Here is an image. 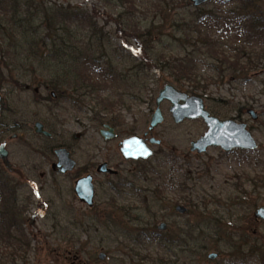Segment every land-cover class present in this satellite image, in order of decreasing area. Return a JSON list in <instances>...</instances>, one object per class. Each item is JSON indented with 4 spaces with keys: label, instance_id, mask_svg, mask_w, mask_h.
Listing matches in <instances>:
<instances>
[{
    "label": "rangeland",
    "instance_id": "rangeland-1",
    "mask_svg": "<svg viewBox=\"0 0 264 264\" xmlns=\"http://www.w3.org/2000/svg\"><path fill=\"white\" fill-rule=\"evenodd\" d=\"M43 2L46 6L58 4L82 10L91 17L98 34L94 36L88 23L83 26L76 23L71 27L72 43L76 51L89 55L90 59L100 58L103 51L97 44L102 31L105 60L112 61L116 77L107 80L108 89L101 93L88 94L82 90L86 97L80 99L78 108L62 102L54 91L39 84V80L47 78L46 73L41 75V70L36 76L30 74L21 80L18 73L10 75L5 70L6 79L0 81L3 103L0 123H18L23 127L9 130L0 143L7 141L11 163L26 175L24 187L18 193L19 202L15 204L10 196L7 208L13 213L23 212L17 219L22 223L29 246H25L27 250L24 248L25 241L21 246L3 244L1 264H242V260L246 264H263L264 221L255 219L253 213L264 205V45L254 48L257 53L248 70L242 68L248 55H241L237 67L219 60L223 53L233 61L240 53L238 49L244 46L246 38L237 32L236 23L238 14L245 12L241 3L213 0L202 8L205 13L202 15L212 16L207 21L209 26L203 22L200 26L205 34L209 30L215 41L216 51L212 52L191 26L193 21L200 25L201 15L196 13V7L183 0H135L136 11L131 16L126 15L118 0ZM260 2L264 8V0ZM232 9L238 10L237 15L229 13ZM128 21L140 29L152 28L153 49L145 48L144 41L127 28ZM181 63L190 66L196 74L200 87L195 94L191 93L192 83L177 81V77H183L179 70ZM79 64V70L88 73L91 64L85 60ZM16 80L23 87L16 85ZM167 84L202 97L207 109L223 120L246 123L258 148L230 153L210 148L202 155L193 153L190 143L207 131L206 124L203 120L176 124L170 113L171 104L164 101L161 105L164 121L154 130V136L162 144L152 146L155 154L145 165L124 162L119 152L120 142L148 131L159 91ZM100 98L117 102L116 112L106 117L109 121L112 118L106 124L116 130L117 137L108 141L100 134L103 125L97 123V112L104 107L103 102L99 105ZM248 110L255 111L258 119L254 120ZM37 121L54 129L52 144L71 148L78 161L74 171L59 174L52 170L57 159L44 158L40 153L44 140L34 133ZM14 134L22 139H12ZM31 145L36 147L35 151ZM174 157L179 161L178 172L171 162ZM187 161L195 172L189 189L175 191L170 185L168 190L161 189L159 171L165 174L164 181L177 175L183 180L185 175L181 174L187 168L184 167ZM104 162L118 170L119 175L95 174L96 205L89 209L76 199L74 184L91 163L95 164L96 173V168ZM135 166L146 170L142 174L146 182L140 175L139 185L144 192L138 195L139 199L135 192H123L125 197H121L110 190V181L118 183L119 179L130 177ZM2 171L7 169L0 160V174ZM9 178L14 177L10 174ZM248 178L259 180V188ZM2 200L0 194V213L4 210ZM187 200L193 203L191 208L186 206ZM176 204L190 211L177 214ZM140 215L142 225L135 221ZM162 222L168 226V235L163 240L166 243L160 238L150 241L147 235H139L142 230L149 229L151 233L153 227V234L160 233L158 226ZM231 244L236 247L230 248ZM250 248L257 253L251 256ZM101 253L105 254L104 259L100 258ZM211 253L219 255L211 260Z\"/></svg>",
    "mask_w": 264,
    "mask_h": 264
},
{
    "label": "trees",
    "instance_id": "trees-1",
    "mask_svg": "<svg viewBox=\"0 0 264 264\" xmlns=\"http://www.w3.org/2000/svg\"><path fill=\"white\" fill-rule=\"evenodd\" d=\"M118 1L120 5L125 8L126 15H134L136 11L135 0ZM183 1L189 6L193 5L190 0ZM226 1L241 3L242 10H245L242 14H238L236 23H238L237 32L244 35L246 40L244 46L238 49L240 53L236 55L233 61H230L223 53H221V58H219V60L237 67L242 58L241 55H248L247 61L244 63L245 66L242 67L243 70H248L252 66L250 63L254 56H256L255 53H257V50H254V48L264 45V8L260 0H225V2ZM203 7L204 5L195 10L198 15H201L200 25L193 21L191 22V26L196 28L201 39L209 45V49L215 52V41L208 33L210 27L207 29V34H205L206 32L204 29L200 27L202 22L204 25L209 26L207 21L209 17H212L202 15L205 14L204 10H202ZM237 11L238 10L232 9L229 13L236 14ZM0 13V81H5L6 79L5 70H7L10 75H13L14 72L18 73L21 76L19 77L20 80L24 78V76L30 74L34 77L33 74L36 76L37 71L41 70V75L46 73L47 78L44 77L42 83V80H39V84L42 87L46 86L47 90L50 89L54 91L62 102H70V104L73 106L76 105L79 108L80 105H78V103L80 99L86 97L85 93L81 92L82 90L88 94L95 92L101 93L103 90L108 89L107 85L109 81L107 80L116 77L112 67V61L105 60L104 39L102 38L104 35L102 31L99 37L100 43L97 44L95 40L97 46L101 47V51H103L100 54V58H96L98 60L90 59L89 55L86 56L83 52L75 50L76 46H74L71 40V37L74 35L71 27L76 23L78 26H83L84 23H88L87 26L91 25L94 36L98 34L95 30L96 23L92 22L91 17L85 11L75 8L68 9L58 4L46 6L43 0H0ZM129 19L131 20V18ZM231 26V29H233L234 25L232 24ZM127 28L132 30L133 34L137 35L136 37L144 41L145 48L149 50L153 49L154 36L152 34V28L140 29L139 26H134V24L130 22L127 24ZM80 60H85V62L91 64L88 73L79 70L80 64H77ZM166 64L170 65L169 62H166ZM171 66H174V64ZM179 70L180 73H183V77H177V81L181 83L183 80H186L192 83L193 87L191 93L195 94L196 90L200 87V83L195 76L196 74L191 70L190 66L183 63L180 64ZM83 76L84 78H82ZM33 79L34 82L35 78ZM14 83L23 87V85L19 83V80H16ZM86 85H89V87H86ZM179 86L183 87L184 85L179 84ZM50 98H52V96ZM110 100L109 98H100L99 100V105L103 102L104 106L97 112V123L99 125L111 122L112 118H109V121L108 118H106L107 114L116 112L115 107L117 102ZM82 101L84 102V100ZM49 130L52 133L55 132L50 126ZM60 146L61 145H55L54 147ZM145 209L148 213H151L150 209ZM14 214L16 213H13L7 206L4 208L3 212L0 213V247L3 244H7V246L10 247L16 245L21 246L23 241H25L24 248L26 249L25 246L28 247L29 242L24 239L26 236L22 223ZM22 214L23 212L21 210H17V217L19 215L22 216ZM144 214L145 212L141 215ZM141 215L135 218V221L140 225L144 223L141 220ZM151 226L152 225H150V227ZM154 231L155 228L153 227L150 229L151 233H149L148 229L146 231H140L139 235H147L150 241L151 238H160L157 232L153 234ZM163 238H160L162 243L165 242ZM254 252L257 253L256 249H251V256L255 254ZM2 257L4 258V256ZM2 257L0 255V264L2 263ZM242 264H246V261L242 260Z\"/></svg>",
    "mask_w": 264,
    "mask_h": 264
},
{
    "label": "water",
    "instance_id": "water-1",
    "mask_svg": "<svg viewBox=\"0 0 264 264\" xmlns=\"http://www.w3.org/2000/svg\"><path fill=\"white\" fill-rule=\"evenodd\" d=\"M213 0H191L194 7L198 8L205 4L212 2ZM164 101H168L170 106V113L176 124L183 123L185 120H194L201 118L207 125L208 130L199 139L192 141L191 151L198 153H204L209 147H220L225 151H231L233 149H242L246 151L255 150L258 147L256 139L247 127L246 123H239L233 119L221 120L206 109L204 99L197 95H189L177 89L175 86L167 84L163 89L159 91L156 99V109L150 119L149 130L145 133L148 136L164 121V115L161 105ZM2 110V95L0 94V113ZM248 113L257 119L258 116L253 110H249ZM109 130H102L101 133L105 139L110 140L115 138L114 129L109 125L105 126ZM36 132L42 133L46 136L51 134L44 130V125L41 122L35 124ZM161 140H158L154 136L149 137L148 140L141 136H132L124 139L120 143V153L123 158L129 160H147L154 155L153 149L149 145H160ZM58 156V162L54 164L53 169L61 173H67L72 171L76 162L70 157V153L67 149L61 148L56 150ZM0 156L5 165L10 169L11 164L9 162L8 152L5 149V143L0 146ZM101 169L108 170L107 164H103ZM75 193L80 199L87 203L89 206L94 204L95 189L92 183L91 176L79 179L76 182ZM177 211L180 213H186L187 209L183 206H179ZM254 218L264 221V205L259 206L254 210ZM167 224L162 223L160 229H166ZM105 254L101 253L100 258L104 259ZM218 257L217 253L209 254V258L214 260Z\"/></svg>",
    "mask_w": 264,
    "mask_h": 264
},
{
    "label": "flooded vegetation",
    "instance_id": "flooded-vegetation-1",
    "mask_svg": "<svg viewBox=\"0 0 264 264\" xmlns=\"http://www.w3.org/2000/svg\"><path fill=\"white\" fill-rule=\"evenodd\" d=\"M55 96V95H54ZM57 97H55V99H56ZM206 105V104H205ZM206 109H207V107H206ZM208 110V109H207ZM2 111H3V103H2V110H1V113H0V116H1V114H2ZM209 111V110H208ZM249 111V110H248ZM210 112V111H209ZM211 113V112H210ZM249 114V113H248ZM211 115H213V116H216V115H214V114H212L211 113ZM258 116V115H257ZM216 117H218V116H216ZM219 118V117H218ZM253 118V117H252ZM219 119H221V118H219ZM258 119V118H257ZM257 119H255V120H257ZM194 120H202L201 118H199V119H194ZM221 120H223V119H221ZM224 120H226V119H224ZM234 120V119H233ZM174 121V120H173ZM237 121V120H236ZM37 122H40V121H37ZM37 122H35L34 123V126H33V129H34V133L35 134H37V135H39L40 137H42L43 138V140H44V145H43V150L41 151L40 149H39V151H40V153H42L43 154V157L44 158H56L57 159V162H58V156H57V154H56V150H58V149H61V148H64V149H67V151L70 153V157L76 162V166H75V168L72 170V171H74L76 168H77V166H78V161L73 157V154H72V150H70L71 148L70 147H68V146H66V147H64V146H60V147H54L55 145H57V144H52V141H53V137H55V135H54V133H52L50 130H49V128L47 127V125H45L44 123H43V125H44V130H46V131H48L50 134H51V136H46V135H44V134H42V133H37L36 132V128H35V124L37 123ZM238 122V121H237ZM42 123V122H41ZM205 123V122H204ZM239 123H243V122H239ZM181 124V123H180ZM0 125H1V128H2V130L0 131V138H2L3 137V135L4 134H6V133H8L9 132V130H12V129H18V127H19V129L18 130H21L22 129V127L23 126H21L20 124H13V125H7L6 123H0ZM106 125H109V124H104L103 125V128L100 130V134H101V136L104 138V140H106V141H108L107 139H105V137L102 135V133H101V131L102 130H109V129H107L105 126ZM112 129H114L111 125H109ZM207 126V125H206ZM248 127V126H247ZM249 129V128H248ZM148 130H149V128H148ZM207 130H208V128H207ZM114 132H115V138L117 137V133H116V130L114 129ZM148 131H146L145 133H147ZM251 132V131H250ZM145 133H144V135L143 136H141V137H143V138H145L146 140H148L149 139V137H151V136H154V131L152 132V133H150L148 136H145ZM205 134V133H204ZM203 134V135H204ZM202 135V136H203ZM134 136H136V135H134ZM138 136H140V135H138ZM202 136H200V137H202ZM130 137H132V136H130ZM155 137V136H154ZM199 137V138H200ZM254 137V136H253ZM128 138V137H127ZM156 138V137H155ZM198 138V139H199ZM12 139H18V140H20V139H22L21 137H19L17 134H14L13 136H12ZM114 139V138H113ZM126 139V138H125ZM110 140H112V139H110ZM124 140V139H123ZM122 140V141H123ZM158 140H160V139H158ZM197 140V139H196ZM121 141V142H122ZM193 141H195V140H193ZM120 142V143H121ZM3 143H5V149L7 150V152H8V159H9V162H10V164H11V168L9 169L6 165H5V163L3 162V160L1 159V156H0V160H1V162H2V164L4 165V167L7 169V171L5 172V171H2V173L0 174V194H1V196L3 197V202L1 203L2 204V207H3V209L7 206V205H9V201H8V199H9V197L11 196V198L13 199V201H14V203L15 204H17V202H19V197H18V193H19V191L21 190V189H23V187H24V182H23V179H25V177H26V175H25V173L23 172V171H21V170H18L17 168H15L14 166H13V164L11 163V161H10V153H9V150H8V148H7V141H5V140H3L1 143H0V146L3 144ZM191 143H192V141H191ZM191 143H190V148H191ZM79 144V143H78ZM161 144H162V141H161ZM160 144V145H161ZM160 145H158V146H160ZM151 148H152V146H156V145H149ZM31 147H32V145H31ZM210 148H220V147H209L208 149H207V151L210 149ZM258 148V147H257ZM32 149L35 151V149H36V147H32ZM153 149V148H152ZM222 149V148H221ZM191 150V149H190ZM223 150V149H222ZM237 150H240V151H245V150H242V149H238V148H236V149H233V150H231V151H225V150H223L224 152H226V153H230V152H233V151H237ZM256 150V149H255ZM154 151V150H153ZM206 151V152H207ZM250 151H253V150H250ZM119 152H120V145H119ZM206 152H204V153H198L197 151H195V152H193V153H197V154H199V155H202V154H205ZM154 154H155V151H154ZM120 155H121V153H120ZM154 156V155H153ZM152 156V157H153ZM121 157H122V160L124 161V162H127V163H134V164H139V165H145V163H148V161H150L151 159H152V157L150 158V159H147V160H142V159H139V160H129V161H127V160H125L124 158H123V156L121 155ZM91 158H96V156H91ZM197 158H198V156H197ZM56 162V163H57ZM172 163H173V166H175L176 167V172H178L177 170L179 169V166H178V163H179V161H178V158H176V157H174V158H172V161H171ZM54 164L55 163H53L52 164V170L53 171H55V172H57V173H59V174H67V173H71L72 171H70V172H67V173H61V172H59V171H57V170H54L53 169V166H54ZM103 164H107V169H109L110 171H108V170H103V169H101V166L103 165ZM187 164L188 165H184V167H187L184 171H182V174H181V176L182 177H184V175H185V177H184V179L182 180V179H180L179 177H178V175H177V178H171V179H168V180H163L164 178L162 177V175L164 174L163 172H161V171H159V174L161 175V177H160V179L162 178V187H161V189H163V188H165L166 190H168V187H167V185H170V187H171V189H173V190H175V191H178V190H181V191H186V190H188L189 189V186H190V183L192 182V175L195 173L194 171H192V167H191V163H190V161H187ZM91 165L92 166H88V167H86L85 168V173L83 174V175H80L77 179H76V181H75V184H74V193H75V186H76V182L79 180V179H82V178H84V177H88V176H91V178H92V183H93V186H94V189H95V194H94V204H93V206H89L87 203H84L81 199H80V197H78V195L75 193V196H76V199H78V201L80 202V203H82L83 205H86L89 209H93L94 207H95V205H96V197H97V187H96V179H95V174H104V175H110V176H112V177H114V176H117V175H119V171L118 170H115V169H113L112 167H110L109 166V164H108V162H104V163H102L100 166H98L97 168H96V173H94L93 172V170L95 169V164L94 163H91ZM139 168H141V167H136L135 166V169L134 170H132L131 172H130V177H133V180L131 179V180H129L130 179V177H127L126 176V178H124V179H119L120 180V182H118V183H112V181H110V185H111V188H110V190H112V191H114V192H117L121 197L122 196H124V193L123 192H128V193H131V194H134L133 192H135V195H136V197L139 199L140 197H138V195H140L142 192H144V189L139 185V184H141V180H142V178H140V175H142L143 174V172L144 171H146L145 169H140L139 170ZM183 168V166H181L180 167V169H182ZM183 170V169H182ZM10 174L11 175H13V177L14 178H9V176H10ZM29 174H30V172H29ZM178 174V173H177ZM14 175H18V178H16ZM29 176V175H28ZM164 176H165V174H164ZM142 177H143V181L144 182H146V177H144L143 175H142ZM9 178V179H8ZM248 180H250V182H252L253 183V185L256 187L257 186V188H259V180H254V179H251V178H248ZM262 181V180H261ZM260 181V182H261ZM164 182H166V183H164ZM23 183V184H22ZM138 183V184H137ZM238 186H239V184H237ZM263 185V184H262ZM175 186H176V188H175ZM41 196H40V194L38 193V198H40ZM111 198H112V200L114 201L115 199H114V196H110ZM125 197V196H124ZM7 204V205H6ZM192 205H193V203L190 201V200H187V202H186V206H188V207H192ZM13 206V205H12ZM179 206H183V207H185L186 209H187V212L186 213H180V212H178L177 211V208L179 207ZM186 206H184V205H181V204H176V206H175V210H176V213L178 214V213H180V214H187L190 210H189V208L188 207H186ZM11 207V206H10ZM259 207V206H258ZM12 208V207H11ZM17 208V207H16ZM25 208V207H24ZM133 209H135V208H133ZM17 214V213H16ZM16 218H17V215H16ZM258 220V219H257ZM220 222L222 221V220H219ZM162 223H165V222H162ZM162 223H160V225L162 224ZM167 224V223H166ZM160 225L158 226V229L161 231L160 233L158 232V237H160V238H165V236L166 235H168V233H167V227H166V229H164V230H161L160 229ZM163 238V239H164ZM244 241H246L245 239L244 240H242V242H244ZM241 243V242H240ZM232 247H236V245L235 244H231L230 245V248H232ZM241 247H243V245H241ZM258 247V246H257ZM250 252H251V248H250ZM249 252V253H250ZM248 253V254H249ZM218 254V253H217ZM219 255V254H218Z\"/></svg>",
    "mask_w": 264,
    "mask_h": 264
}]
</instances>
